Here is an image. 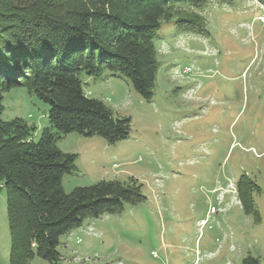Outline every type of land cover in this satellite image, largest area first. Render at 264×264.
<instances>
[{
    "label": "rangeland",
    "instance_id": "374dc122",
    "mask_svg": "<svg viewBox=\"0 0 264 264\" xmlns=\"http://www.w3.org/2000/svg\"><path fill=\"white\" fill-rule=\"evenodd\" d=\"M201 13L205 34L180 33L174 22L157 31L150 99L125 76L79 73L87 96L130 118V133L116 143L61 135L58 148L77 155L64 191L116 180L141 185L146 199L63 235L64 264H241L249 255L264 264V7L210 0ZM0 92V119H23L38 141L50 126V105L26 87L0 85ZM242 174L257 186L255 215L236 192ZM10 245L0 188V264H10ZM29 264L50 262L36 256Z\"/></svg>",
    "mask_w": 264,
    "mask_h": 264
},
{
    "label": "trees",
    "instance_id": "16d2710c",
    "mask_svg": "<svg viewBox=\"0 0 264 264\" xmlns=\"http://www.w3.org/2000/svg\"><path fill=\"white\" fill-rule=\"evenodd\" d=\"M210 0H0V85L26 87L50 105V126L38 141L23 119H0V188L6 191L10 264L36 256L64 264L60 238L89 217L120 213L143 202L140 186L100 181L65 192L64 174L77 155L58 146L61 135H99L109 143L128 138L130 118L115 117L102 100L84 93L79 73L104 70L125 76L145 99L158 72L155 38L163 23L180 33L208 32L201 13ZM264 7V0H258ZM0 92V114L3 110ZM56 131V133L53 132ZM242 174L239 197L256 214L254 182ZM241 264H259L254 256Z\"/></svg>",
    "mask_w": 264,
    "mask_h": 264
}]
</instances>
